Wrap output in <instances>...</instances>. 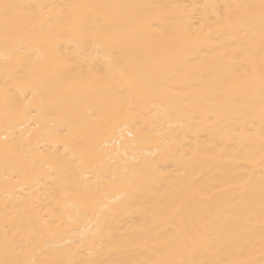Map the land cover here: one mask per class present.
Returning a JSON list of instances; mask_svg holds the SVG:
<instances>
[{
  "label": "bare ground",
  "instance_id": "obj_1",
  "mask_svg": "<svg viewBox=\"0 0 264 264\" xmlns=\"http://www.w3.org/2000/svg\"><path fill=\"white\" fill-rule=\"evenodd\" d=\"M260 4L0 0V264H264Z\"/></svg>",
  "mask_w": 264,
  "mask_h": 264
},
{
  "label": "snow or ice",
  "instance_id": "obj_2",
  "mask_svg": "<svg viewBox=\"0 0 264 264\" xmlns=\"http://www.w3.org/2000/svg\"><path fill=\"white\" fill-rule=\"evenodd\" d=\"M4 9V18L6 22L12 21L18 26L26 30L28 27L32 26L33 23L39 26L41 32L48 31L50 26L60 25L61 21L53 17H48L43 21L37 20L35 17L28 15L23 12L24 6L16 4H4L2 5ZM203 8L215 9V5H200ZM232 6L226 5L225 9H229ZM259 21L261 27V38L264 41V0H261L259 5ZM223 18L227 21L229 19L228 15L221 13ZM71 26L68 28V33L72 40L77 44H83L87 42H95L97 45L103 44L106 47H114L112 39L105 33L104 29H95L92 27V19L87 15L76 16L71 18ZM63 38V37H61ZM69 63H71L69 61ZM71 71V69H70ZM259 88L264 94V70L259 74ZM262 119H264V106L261 110ZM261 165L264 166V155L261 156ZM261 194H262V207H264V174L261 175ZM53 264H61V262L56 261ZM159 264H167V262H159Z\"/></svg>",
  "mask_w": 264,
  "mask_h": 264
}]
</instances>
